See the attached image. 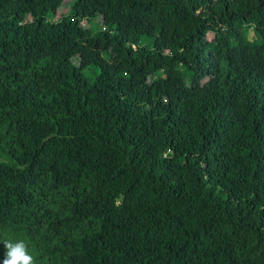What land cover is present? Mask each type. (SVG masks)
Masks as SVG:
<instances>
[{
	"label": "trees",
	"instance_id": "16d2710c",
	"mask_svg": "<svg viewBox=\"0 0 264 264\" xmlns=\"http://www.w3.org/2000/svg\"><path fill=\"white\" fill-rule=\"evenodd\" d=\"M5 240L264 264V0H0Z\"/></svg>",
	"mask_w": 264,
	"mask_h": 264
},
{
	"label": "clouds",
	"instance_id": "9594fccd",
	"mask_svg": "<svg viewBox=\"0 0 264 264\" xmlns=\"http://www.w3.org/2000/svg\"><path fill=\"white\" fill-rule=\"evenodd\" d=\"M3 242L6 248L3 264H34L33 256L29 254L23 240L17 242L5 240Z\"/></svg>",
	"mask_w": 264,
	"mask_h": 264
},
{
	"label": "rangeland",
	"instance_id": "374dc122",
	"mask_svg": "<svg viewBox=\"0 0 264 264\" xmlns=\"http://www.w3.org/2000/svg\"><path fill=\"white\" fill-rule=\"evenodd\" d=\"M71 1V0H70ZM73 1V0H72ZM64 8H66V6L64 7ZM64 8H62L60 11H58V12H56V13H54V20H57L58 18H60L61 17V14L62 13H66L67 12V9H64ZM29 20V19H28ZM82 25L86 28V29H90L91 27L89 26V24L86 22V21H84L83 23H82ZM253 34V31H252V33H251V35ZM210 35V37H213V34L212 33H210L209 34Z\"/></svg>",
	"mask_w": 264,
	"mask_h": 264
}]
</instances>
